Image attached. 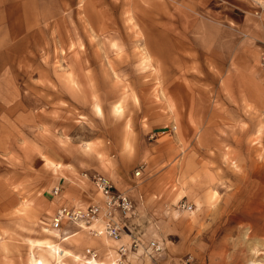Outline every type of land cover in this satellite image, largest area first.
I'll use <instances>...</instances> for the list:
<instances>
[{"label": "rangeland", "instance_id": "1", "mask_svg": "<svg viewBox=\"0 0 264 264\" xmlns=\"http://www.w3.org/2000/svg\"><path fill=\"white\" fill-rule=\"evenodd\" d=\"M253 17L245 0H0V264H60L46 242L67 264L87 248L105 264H264ZM97 174L129 192L121 260L107 237L52 226L54 175L86 208Z\"/></svg>", "mask_w": 264, "mask_h": 264}, {"label": "built area", "instance_id": "2", "mask_svg": "<svg viewBox=\"0 0 264 264\" xmlns=\"http://www.w3.org/2000/svg\"><path fill=\"white\" fill-rule=\"evenodd\" d=\"M258 17L264 23V16L261 13H258ZM259 65L264 70V50L260 53ZM93 182L101 200L86 208L65 206L58 208L52 226L56 229L60 228L62 221L66 220L88 229L93 236H104L118 243L125 232L123 220L131 210V201L124 193L116 191L106 176L97 174ZM132 244L136 246L137 241L133 240ZM131 245L123 242L117 244L115 250L117 260H121L126 255ZM150 245L156 250L159 249L156 242H151ZM86 253L91 258L97 256V252L91 248H87Z\"/></svg>", "mask_w": 264, "mask_h": 264}, {"label": "crops", "instance_id": "3", "mask_svg": "<svg viewBox=\"0 0 264 264\" xmlns=\"http://www.w3.org/2000/svg\"><path fill=\"white\" fill-rule=\"evenodd\" d=\"M248 6L250 8V12L252 11L253 14V20L255 22H260L262 32H260L258 35H256V41L254 42V48L256 51V54L258 55V62H259V56L260 53L264 50V23L261 21V19L258 17V13H261L262 16H264V0H245V7ZM260 66V65H259ZM261 68V67H260ZM262 69V68H261ZM264 71V70H263ZM55 179L52 186V197L60 204L61 206H71V205H79L77 203H82L86 200L87 195H85L83 192H80V188H75L76 192L74 191V188H72V185L70 182H68V178L66 176H60V175H54ZM79 185V184H77ZM115 189H117L119 192H122L126 194V196L129 197V192L127 190V185H119L117 182L116 184H113ZM54 195V196H53ZM96 192L94 191V197H96ZM94 199V198H93ZM132 199V198H131ZM73 207V206H72ZM50 231V230H49ZM58 231V230H57ZM52 233V231H50ZM70 236V235H69ZM69 236H66L67 238ZM123 238V237H122ZM121 238L120 242H123ZM65 240V239H64ZM63 241V240H62ZM115 242V241H114ZM246 242V240L244 241ZM125 243V242H123ZM251 243V245H249ZM247 243L248 251H256L257 250V243L254 241H251ZM251 246V247H250ZM246 264H255L252 259H247Z\"/></svg>", "mask_w": 264, "mask_h": 264}, {"label": "bare ground", "instance_id": "4", "mask_svg": "<svg viewBox=\"0 0 264 264\" xmlns=\"http://www.w3.org/2000/svg\"><path fill=\"white\" fill-rule=\"evenodd\" d=\"M52 233L57 235V237H59L61 240H64L67 238V237H63V235L59 234L57 230H53ZM46 245L49 248V251H51L54 254L55 260L60 262V264H67V262H65L62 259V257H65L66 252L63 251L57 243L53 244L51 242L50 243L46 242ZM249 245H251V243H249ZM247 247H248V244H247ZM75 259H78V257L75 256ZM30 264H45V262L43 259H41L39 257L35 258V257L31 256L30 257ZM81 264H105V263L102 259L92 258V259L85 260V261L81 262Z\"/></svg>", "mask_w": 264, "mask_h": 264}]
</instances>
